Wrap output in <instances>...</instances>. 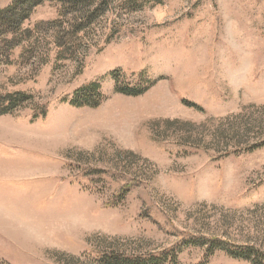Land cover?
Segmentation results:
<instances>
[{
    "label": "rangeland",
    "instance_id": "1",
    "mask_svg": "<svg viewBox=\"0 0 264 264\" xmlns=\"http://www.w3.org/2000/svg\"><path fill=\"white\" fill-rule=\"evenodd\" d=\"M0 12V264H264V0Z\"/></svg>",
    "mask_w": 264,
    "mask_h": 264
},
{
    "label": "trees",
    "instance_id": "2",
    "mask_svg": "<svg viewBox=\"0 0 264 264\" xmlns=\"http://www.w3.org/2000/svg\"><path fill=\"white\" fill-rule=\"evenodd\" d=\"M77 3H79V1L82 0H76ZM15 9L9 8L7 10L6 13H4L5 15H11V18L14 17L15 19H17V15H15ZM1 15V12H0ZM22 13L19 14V20H18V24L16 26L15 31H17V29H19L20 25L22 24L23 20H22ZM58 45H62V42H58ZM100 84L99 83H91L89 86L83 88L82 90H80V92L70 101L71 106L76 107V108H83V107H98L100 105V102L97 100V98H99L100 96ZM123 93L126 94H130V95H140L143 93L142 91H130V90H122ZM97 96V98L95 97ZM29 96H27L24 93H13V94H6L5 96L1 97L0 99V117L4 116V115H9V114H13L15 112V109L18 108L21 104L26 103L29 99L27 98ZM96 99V101H95ZM39 118L38 114L34 115V120ZM127 261V260H124ZM157 260H155V257H150L149 259H141L140 261L137 262H131V263H124V264H156ZM117 264H123L121 262H117Z\"/></svg>",
    "mask_w": 264,
    "mask_h": 264
},
{
    "label": "crops",
    "instance_id": "3",
    "mask_svg": "<svg viewBox=\"0 0 264 264\" xmlns=\"http://www.w3.org/2000/svg\"><path fill=\"white\" fill-rule=\"evenodd\" d=\"M0 141L1 143L4 142V140ZM2 149V146H0V173L2 172V176H0V181H2L6 185L5 187L10 189L14 186L12 182L14 175L13 169H15L16 166L14 165V160L9 157V155L4 153L5 151H3ZM17 176H19V173H17L16 177Z\"/></svg>",
    "mask_w": 264,
    "mask_h": 264
},
{
    "label": "bare ground",
    "instance_id": "4",
    "mask_svg": "<svg viewBox=\"0 0 264 264\" xmlns=\"http://www.w3.org/2000/svg\"><path fill=\"white\" fill-rule=\"evenodd\" d=\"M4 216V215H3ZM5 218V217H4Z\"/></svg>",
    "mask_w": 264,
    "mask_h": 264
}]
</instances>
